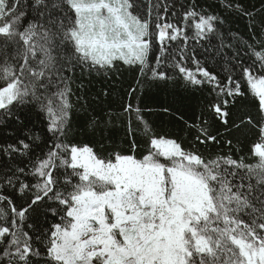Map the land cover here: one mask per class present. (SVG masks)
<instances>
[{"label": "snow or ice", "instance_id": "6c2138e0", "mask_svg": "<svg viewBox=\"0 0 264 264\" xmlns=\"http://www.w3.org/2000/svg\"><path fill=\"white\" fill-rule=\"evenodd\" d=\"M0 264H264V0H0Z\"/></svg>", "mask_w": 264, "mask_h": 264}, {"label": "trees", "instance_id": "16d2710c", "mask_svg": "<svg viewBox=\"0 0 264 264\" xmlns=\"http://www.w3.org/2000/svg\"><path fill=\"white\" fill-rule=\"evenodd\" d=\"M201 2H202V0H201ZM95 87L97 88V89H99L100 87H101V85L100 84H97V85H95ZM171 91V90H170ZM177 91H181L182 92V90H179V89H177ZM184 95H187V94H184ZM158 99L160 100V101H167V100H171V97L169 96V94L167 93V92H161V93H159V95H158ZM188 102H190V103H192V104H195L196 102H197V100L195 99V98H192L190 101H188ZM133 103H136V101L135 100H133ZM149 104L150 106L151 105H153L154 104V101H152L151 99H145L144 101H143V103L141 104V106L143 107V105L144 104ZM145 115H146V118H148V119H155V116L154 115H149L148 113H145Z\"/></svg>", "mask_w": 264, "mask_h": 264}]
</instances>
